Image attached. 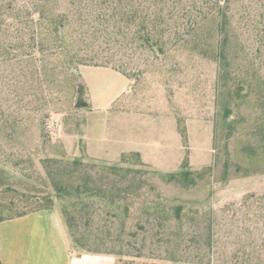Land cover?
<instances>
[{"label": "trees", "instance_id": "1", "mask_svg": "<svg viewBox=\"0 0 264 264\" xmlns=\"http://www.w3.org/2000/svg\"><path fill=\"white\" fill-rule=\"evenodd\" d=\"M237 28L248 30L255 44L250 66L264 70V0H0V66L30 67L38 91L26 95L35 99L42 74L63 69L82 81L79 67H100L135 83L141 73L126 59L137 56L150 66L178 46L214 63L223 88L239 98L244 81L228 86L241 72ZM231 112L226 106L223 118ZM16 115L0 105V222L58 210L77 256H111L113 264H264V193L244 199L255 203L260 226L219 251L214 211L186 210L163 192L197 183L201 172L191 170L187 159L178 171L161 174L137 152L124 153L115 164L59 149L37 167L31 158H17L21 151L12 146ZM261 122L264 130V117ZM178 132L186 143L180 120Z\"/></svg>", "mask_w": 264, "mask_h": 264}, {"label": "rangeland", "instance_id": "2", "mask_svg": "<svg viewBox=\"0 0 264 264\" xmlns=\"http://www.w3.org/2000/svg\"><path fill=\"white\" fill-rule=\"evenodd\" d=\"M235 36L241 72L228 86L244 81L239 82V98L223 88L214 63L191 57L178 46L150 66L136 55L132 61L126 59L134 73H141L135 83L111 69L79 67L90 105L84 86L67 70L42 74L34 99L26 95L38 91L30 82V67L1 65L0 105L14 109L18 117L12 142L14 150L21 151L17 158H31L38 167L41 158L64 150L67 136L75 139V145H68V156L83 155L86 131L99 153L140 152L145 164L161 174L178 171L187 159L191 170L201 172L197 183L188 189L169 186L163 192L186 210L214 211L219 251H224L237 237L260 226L255 203L244 199L264 193V91L258 88H263L264 70L255 72L248 62L255 46L248 30L237 28ZM226 106L232 112L223 118ZM179 120L186 127V143L178 132Z\"/></svg>", "mask_w": 264, "mask_h": 264}, {"label": "crops", "instance_id": "3", "mask_svg": "<svg viewBox=\"0 0 264 264\" xmlns=\"http://www.w3.org/2000/svg\"><path fill=\"white\" fill-rule=\"evenodd\" d=\"M117 73V72H116ZM82 84H84L82 80ZM88 105L87 88L84 84ZM68 138V139H67ZM63 139L64 150L75 139L67 136ZM85 154L77 153L72 157L102 160L119 163L124 153L136 151H118L116 154L99 153L97 146L85 131L83 136ZM78 151V149H77ZM141 160L143 157L140 152ZM144 162V161H143ZM145 163V162H144ZM58 210L41 211L0 222V260L2 264H113L111 256L82 253L79 256L69 247V240Z\"/></svg>", "mask_w": 264, "mask_h": 264}, {"label": "water", "instance_id": "4", "mask_svg": "<svg viewBox=\"0 0 264 264\" xmlns=\"http://www.w3.org/2000/svg\"><path fill=\"white\" fill-rule=\"evenodd\" d=\"M78 82H79V84H80V85L82 84V81H81L80 79H79V81H78Z\"/></svg>", "mask_w": 264, "mask_h": 264}]
</instances>
